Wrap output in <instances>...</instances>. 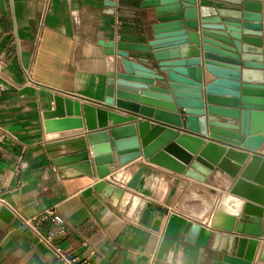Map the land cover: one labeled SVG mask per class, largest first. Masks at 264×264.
<instances>
[{
	"label": "crops",
	"instance_id": "obj_1",
	"mask_svg": "<svg viewBox=\"0 0 264 264\" xmlns=\"http://www.w3.org/2000/svg\"><path fill=\"white\" fill-rule=\"evenodd\" d=\"M107 2L115 5L113 15ZM142 3L51 0L44 16L43 0H0V264H58L54 253L38 244L17 217L35 218L50 210L68 222V232L57 245L89 264H212L215 260L216 213L233 214V202H244L230 194L233 182L220 169L214 168L201 183L140 157L124 168V174L114 172L103 180L133 194L134 201L125 205L97 193L93 185L98 178L61 172L53 163L83 149L87 131L84 127L46 133L43 113L54 108L58 94L72 95L81 105L104 101L114 57L106 56L99 43L112 39L145 43L151 22ZM25 71L33 83H28ZM135 118L131 123L156 125L153 119ZM107 121L108 126L98 130L131 124ZM183 131L178 129L180 135ZM203 141L248 156L242 169L253 155L264 156V143L252 151L208 136ZM110 143L114 145V138ZM168 143L188 154L175 140ZM142 165L146 171L136 190L128 189ZM181 194L184 204L195 205L194 211L180 205ZM142 201L146 205L141 211ZM205 205L210 207L207 215H203ZM194 224L200 229L192 236ZM41 228L47 232L51 224L43 223ZM259 239L252 264H264L260 262L264 237Z\"/></svg>",
	"mask_w": 264,
	"mask_h": 264
},
{
	"label": "water",
	"instance_id": "obj_2",
	"mask_svg": "<svg viewBox=\"0 0 264 264\" xmlns=\"http://www.w3.org/2000/svg\"><path fill=\"white\" fill-rule=\"evenodd\" d=\"M209 1L212 5L143 0L151 22L145 43H99L106 56L114 57L104 101L81 105L72 95L58 94L54 108L43 113L44 127L46 133L86 128L83 149L53 163L61 172L98 178L93 189L114 204L126 205L134 196L103 180L114 172L124 174L140 157L201 183L220 169L233 182L230 194L244 202H233V214L216 213L212 264H252L264 237V156L253 155L242 169L248 156L203 140L208 136L252 151L264 143V0ZM106 6L113 15L114 3ZM137 115L156 125L131 123ZM108 119L116 126L131 124L98 130L108 126ZM178 129H184L182 135ZM172 140L188 154L169 146ZM145 171L140 166L127 188L135 191ZM145 205L140 203L141 211ZM199 229L194 224L192 236Z\"/></svg>",
	"mask_w": 264,
	"mask_h": 264
},
{
	"label": "built area",
	"instance_id": "obj_3",
	"mask_svg": "<svg viewBox=\"0 0 264 264\" xmlns=\"http://www.w3.org/2000/svg\"><path fill=\"white\" fill-rule=\"evenodd\" d=\"M124 0H114L115 4H120ZM51 0H43V11L44 16L47 14ZM1 68V67H0ZM28 78V83H33L31 74L25 71ZM1 203V200H0ZM21 222V225L25 227L34 236L38 244L45 246L55 255V259L58 264H89V261L84 258H79L72 253L65 252L61 249L57 243L62 240L68 232V222L55 210H50L43 215L35 218H27L21 215L17 216ZM50 223L51 228L49 231H42L43 223ZM153 264V261L150 262Z\"/></svg>",
	"mask_w": 264,
	"mask_h": 264
},
{
	"label": "rangeland",
	"instance_id": "obj_4",
	"mask_svg": "<svg viewBox=\"0 0 264 264\" xmlns=\"http://www.w3.org/2000/svg\"><path fill=\"white\" fill-rule=\"evenodd\" d=\"M183 197H184V194H181V196H180V200H179V202H180V205L181 206H183V207H185L186 209H189V210H191V211H194L195 210V205L194 204H191V203H186V204H184L183 203Z\"/></svg>",
	"mask_w": 264,
	"mask_h": 264
},
{
	"label": "bare ground",
	"instance_id": "obj_5",
	"mask_svg": "<svg viewBox=\"0 0 264 264\" xmlns=\"http://www.w3.org/2000/svg\"><path fill=\"white\" fill-rule=\"evenodd\" d=\"M188 202H191V200L188 199ZM209 210H210L209 205H205V206H204V212H203V215H207V214L209 213Z\"/></svg>",
	"mask_w": 264,
	"mask_h": 264
}]
</instances>
